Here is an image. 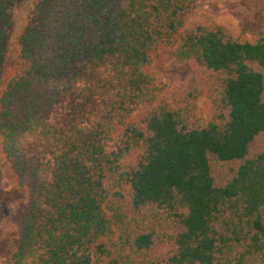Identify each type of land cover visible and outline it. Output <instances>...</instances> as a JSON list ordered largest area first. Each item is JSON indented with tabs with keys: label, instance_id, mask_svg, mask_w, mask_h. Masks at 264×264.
<instances>
[{
	"label": "trees",
	"instance_id": "16d2710c",
	"mask_svg": "<svg viewBox=\"0 0 264 264\" xmlns=\"http://www.w3.org/2000/svg\"><path fill=\"white\" fill-rule=\"evenodd\" d=\"M201 1L37 2L0 97L30 193L6 264H264V35ZM16 2L0 0V90ZM164 49L192 75L158 98Z\"/></svg>",
	"mask_w": 264,
	"mask_h": 264
},
{
	"label": "rangeland",
	"instance_id": "374dc122",
	"mask_svg": "<svg viewBox=\"0 0 264 264\" xmlns=\"http://www.w3.org/2000/svg\"><path fill=\"white\" fill-rule=\"evenodd\" d=\"M39 0H17L13 10L14 32L11 52L6 65L5 82L0 90V97L7 83L20 69V44L32 11ZM197 15H207L235 31H243L251 38L264 35V0H202L197 8ZM151 72L159 78L156 96L161 98L170 87L186 84L192 75L188 63L173 60L170 51L161 50L153 57ZM109 191V187L107 188ZM0 264H6L15 252L19 228L30 205V193L21 186L4 154L0 139Z\"/></svg>",
	"mask_w": 264,
	"mask_h": 264
}]
</instances>
